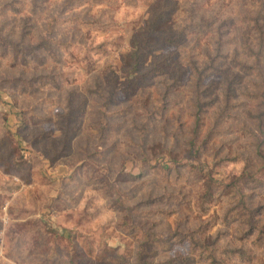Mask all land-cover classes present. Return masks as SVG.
I'll return each instance as SVG.
<instances>
[{
    "label": "rangeland",
    "instance_id": "obj_1",
    "mask_svg": "<svg viewBox=\"0 0 264 264\" xmlns=\"http://www.w3.org/2000/svg\"><path fill=\"white\" fill-rule=\"evenodd\" d=\"M146 37L135 77L123 56ZM103 41L108 55L87 50ZM263 111L264 0H0V264H113L105 249L129 264L139 251L144 264H211L193 232L225 264H264V233L226 192L199 208L208 179H264ZM194 132L207 141L190 159Z\"/></svg>",
    "mask_w": 264,
    "mask_h": 264
},
{
    "label": "trees",
    "instance_id": "obj_2",
    "mask_svg": "<svg viewBox=\"0 0 264 264\" xmlns=\"http://www.w3.org/2000/svg\"><path fill=\"white\" fill-rule=\"evenodd\" d=\"M62 10V9H61ZM64 11V10H63ZM62 12V11H61ZM79 16V15H78ZM76 16V17H78ZM191 17H193L191 15ZM74 23H76V21L78 20H74L71 19ZM79 23H76L79 27H83L87 25H90L91 29L93 27V29H96V23L98 24L99 21H82L79 20ZM210 22H208L206 19H204V17H202V20H200L198 23H196L195 27L200 29L203 26H206L208 24H210ZM152 27H155V22L152 23ZM159 31L161 30L160 28H157ZM184 33H181L180 36L177 37L178 40H182L184 38ZM170 37V36H169ZM136 40H138L136 38ZM163 40L165 42H168L170 44H177V42L175 41L174 38H172V36L170 38H163ZM177 40V41H178ZM58 42H60L58 40ZM156 42V38L155 37H146V39L144 40V42L141 41H133L132 42V46H131V50L129 53L125 54L123 57L124 60H126L128 62L129 65L132 66V74L135 75V77L139 74L138 72L143 68L144 63H143V59L146 58V56L148 55V51L147 50V46L148 43H155ZM45 44L49 45L48 41H45ZM62 44V43H59ZM69 44V43H67ZM110 43L108 41H103L97 45H93L92 43L87 47V50L92 51L95 53V55H108V49L106 48L107 45H109ZM64 45V44H62ZM67 48H69L68 45H66ZM84 46V45H83ZM259 55H258V59H259ZM257 59V58H256ZM194 62L195 61H191ZM96 63V62H95ZM160 65H157L156 68H159ZM87 67H89L90 69L94 68V63H88ZM195 67V65H194ZM107 68V67H106ZM108 70H110L108 73H106V79L110 84H115L116 85V71L110 66H108L107 68ZM198 67H196L195 71L199 74V76L202 74V72L200 71V73L198 72ZM151 72L147 71V73ZM147 73H144V76L147 75ZM202 76V75H201ZM134 78H130L128 79V84L129 86H133L135 84V81L137 79ZM138 79L140 77H137ZM200 81V77L198 79ZM129 87V88H130ZM113 96V94H112ZM199 103V101H198ZM259 124H263L264 125V111L262 112L261 115H259L257 117ZM10 122V119L8 117H5V122ZM5 130L7 131V133L11 136L12 140L19 138V134L14 133L13 129H12V125L10 124H5L4 125ZM197 128H199L197 126ZM197 132H194V137L191 141V145L192 147L190 148L189 152H188V158H198L197 155H199L200 152H202V149L205 147L206 145V141H203L201 146L197 145ZM18 140V139H17ZM263 144V143H262ZM261 144V145H262ZM257 156L264 161V150L259 146H257ZM176 166H180L181 163H175ZM186 165H188L187 163H185ZM190 166V165H188ZM190 167H192V169L197 170L194 168L193 165H191ZM164 171H170V168H163ZM136 178V177H135ZM117 181L120 182L119 177L117 179ZM101 187H99V191L100 192H104L105 195L108 198L112 197V191L113 189V185L111 184L110 181L107 180V184H102L100 185ZM264 188V179H260L258 178V176H251L249 175L246 171L238 178H236L232 183L230 184H222L219 181H216L215 179H208V182L204 183L203 186V193L201 198L199 199V208H201L202 212H206L207 211V204L212 203L211 201L214 200V198L216 197V195L220 196V194H225V192L227 193V196H230L229 198H231L233 200V203L235 204V206L237 207L238 210H240L243 213V216L246 217V219L248 220V224L251 225V229H253L255 231V229H258L261 233H264V230L262 227L259 226V223L257 222V219L255 217V212H256V207H251V202L250 199L253 198L255 195L257 194H261L258 193V188ZM246 190H248L249 192H247ZM260 190V189H259ZM244 222V219H242ZM195 232H193L190 236L186 237V239H190L192 240V251H195L196 248H199L200 250H202V253L199 257V260L202 259H207L210 261L211 264H225L226 259L221 258L220 256H218L216 254V250L212 249V246L207 245L206 242L205 243H201L198 242L197 239H194L192 236L194 235ZM164 238V237H163ZM164 240L163 242H166V240L169 239H162ZM145 242H152V240L147 239L145 240ZM155 242V241H154ZM162 242V243H163ZM142 244H145L142 242H140ZM142 249L147 250L145 245H141ZM91 252H92V248H91ZM223 252L227 253L225 250H223ZM109 255L111 256H117L116 259H111V261H113V264H129V261L122 255H119L117 253V251L115 249H108L106 251V249L104 251H102V253L98 254V260L101 262L104 259H106ZM138 258L135 261V264H144L142 261L144 258H142L144 256V254L142 253V251H139L138 254ZM190 260L194 261V258H182L180 257L177 261H181L184 263H188ZM175 260L173 261H169L167 264H174Z\"/></svg>",
    "mask_w": 264,
    "mask_h": 264
}]
</instances>
